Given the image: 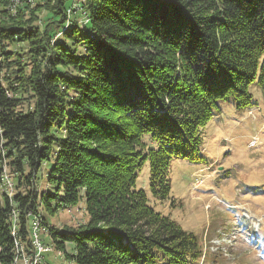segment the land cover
<instances>
[{
	"label": "trees",
	"instance_id": "1",
	"mask_svg": "<svg viewBox=\"0 0 264 264\" xmlns=\"http://www.w3.org/2000/svg\"><path fill=\"white\" fill-rule=\"evenodd\" d=\"M39 1L0 9V188L4 166L15 180L0 191V264L27 259L34 217L68 264H199L201 240L135 182L148 165L167 201L174 162L208 165L201 130L219 102L255 107V83L264 99V0H81L80 20L73 0ZM80 201L78 227L39 212Z\"/></svg>",
	"mask_w": 264,
	"mask_h": 264
},
{
	"label": "rangeland",
	"instance_id": "2",
	"mask_svg": "<svg viewBox=\"0 0 264 264\" xmlns=\"http://www.w3.org/2000/svg\"><path fill=\"white\" fill-rule=\"evenodd\" d=\"M80 6L81 0L71 3L70 18L82 19ZM38 17L59 20L47 11H41ZM61 33L62 30L58 35ZM249 92L257 101L255 107L236 109L230 100L220 101V112L201 130L202 153L208 165L190 161L172 164L167 201L158 202L150 196L148 165L142 168L135 182L137 189L147 193L156 211L201 240L205 255L199 264H264V99L257 83L251 85ZM4 173L8 191L13 192L15 180L9 179L5 166ZM39 186L46 189L43 180ZM0 191L6 192L5 185ZM39 210L58 230L88 221L84 201L59 208L53 214L42 207ZM39 220L37 237L48 250L41 258H34L33 249L30 253L24 251L27 259L18 256L17 262L68 264L42 228L41 217ZM21 251L18 246L16 254Z\"/></svg>",
	"mask_w": 264,
	"mask_h": 264
},
{
	"label": "bare ground",
	"instance_id": "3",
	"mask_svg": "<svg viewBox=\"0 0 264 264\" xmlns=\"http://www.w3.org/2000/svg\"><path fill=\"white\" fill-rule=\"evenodd\" d=\"M38 2L39 0H0V9H4L10 16L14 17L15 15H17L16 13L18 12V10L22 9L21 6L19 5L25 6L24 9L27 10V9L33 8ZM67 13H70V10H68ZM67 19L69 20L70 17H68ZM67 25H68V21H67V24H65V27H63L62 31L65 30ZM38 224H40V222L33 223V226H32L33 230H37ZM47 250H45V252Z\"/></svg>",
	"mask_w": 264,
	"mask_h": 264
},
{
	"label": "built area",
	"instance_id": "4",
	"mask_svg": "<svg viewBox=\"0 0 264 264\" xmlns=\"http://www.w3.org/2000/svg\"><path fill=\"white\" fill-rule=\"evenodd\" d=\"M73 2H75V0H73ZM19 6H21L22 9L25 8V6H23V5H19ZM70 14L71 13H66V18H68ZM65 24H67V21L65 22ZM33 220H39V218L34 217ZM36 231L37 230H31L30 245H31V248L33 249V252L35 254L34 258H36V257L41 258V255L43 254V252H45V246H43V244L41 243V241L37 237ZM37 260H39V259H37ZM32 263H33L32 260H30L28 264H32Z\"/></svg>",
	"mask_w": 264,
	"mask_h": 264
}]
</instances>
